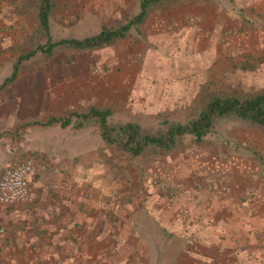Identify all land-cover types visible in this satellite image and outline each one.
Wrapping results in <instances>:
<instances>
[{
  "label": "crops",
  "instance_id": "obj_1",
  "mask_svg": "<svg viewBox=\"0 0 264 264\" xmlns=\"http://www.w3.org/2000/svg\"><path fill=\"white\" fill-rule=\"evenodd\" d=\"M208 1L206 11L200 4L194 11L204 29L190 26V37L187 27L149 16L128 41L113 45L115 63L214 58L217 48L223 58L264 55V0ZM15 6L0 0V69L10 68L0 70V173L25 158L42 167L30 177L28 203L0 205V264H264L261 168L245 175L208 169L155 175L174 185L170 192L151 184L155 176L146 184L122 176L124 168L101 149L93 162L77 157L64 134L70 124L53 115L71 109L69 84L57 91L50 73L43 89L20 82L18 67L30 58L10 53L27 24ZM178 48L188 52L177 54ZM33 135L36 142L46 135L50 149H25L23 137Z\"/></svg>",
  "mask_w": 264,
  "mask_h": 264
},
{
  "label": "rangeland",
  "instance_id": "obj_2",
  "mask_svg": "<svg viewBox=\"0 0 264 264\" xmlns=\"http://www.w3.org/2000/svg\"><path fill=\"white\" fill-rule=\"evenodd\" d=\"M11 1L16 5L15 12L27 22L23 27L25 36L22 42L10 50L12 58L16 59L35 50L38 45H44L47 39L38 27L34 0ZM54 3L49 20L51 41L94 35L103 27L126 23L139 9L138 0H54ZM197 4H200L202 13L207 10L209 1L175 0L152 9L147 17L150 16L152 22L161 16L168 24H181V28L187 27L184 29L191 37L194 32L190 29V17L199 19L203 29L206 25L202 17L194 13ZM206 17L210 24V17ZM139 26L132 27L129 34ZM125 40L128 41V37ZM115 43L90 51L57 48L51 55L36 51L19 65L20 82L24 88L43 89L48 84L45 74L50 73L57 91H62L63 84L68 83L71 109L55 111L54 116L65 118L89 105L109 106L113 110L112 122L134 121L148 130L163 127L165 121L185 123L194 115L206 93L244 95L264 92V55L258 58H223L222 49L217 48L214 58H206L204 54L203 58H139L138 62L131 63L132 59L119 67L113 58ZM177 50V54L188 52ZM4 70L10 71L9 66ZM69 126L64 134L71 153L77 157L83 154V158L88 155L87 158L93 162L101 149L108 161L124 168L122 176L127 177V172L129 180L139 178L137 181L142 184L158 174L171 178V174L184 172L190 175L201 169H208V172L216 170L219 175L229 172L245 175L261 168L264 176V129L250 123L221 119L215 123L203 144L197 145L185 137L168 154L148 153L134 158L107 146L101 140L97 127L75 128L72 123ZM50 130L48 135H57ZM28 131L25 128V132ZM44 138L47 136L36 142L35 135L25 136L23 147L50 149Z\"/></svg>",
  "mask_w": 264,
  "mask_h": 264
},
{
  "label": "trees",
  "instance_id": "obj_3",
  "mask_svg": "<svg viewBox=\"0 0 264 264\" xmlns=\"http://www.w3.org/2000/svg\"><path fill=\"white\" fill-rule=\"evenodd\" d=\"M172 1L175 0H138V12L124 24L103 27L91 36L51 41L49 20L54 10V0H34L35 18L47 41L21 58L27 59L36 51L51 55L57 48L90 51L107 47L127 37L132 27L143 24L152 9L166 6ZM195 109L194 115L185 123L165 121L163 127L154 130H148L134 121L112 122L110 119L113 110L109 106L83 107L80 111L71 112L62 123H72L75 128L97 127L102 141L107 146L132 158L148 153L168 154L177 148L185 137H189L192 143L197 145L203 144L215 123L221 119H234L264 129V92L244 95L210 92L201 97Z\"/></svg>",
  "mask_w": 264,
  "mask_h": 264
},
{
  "label": "built area",
  "instance_id": "obj_4",
  "mask_svg": "<svg viewBox=\"0 0 264 264\" xmlns=\"http://www.w3.org/2000/svg\"><path fill=\"white\" fill-rule=\"evenodd\" d=\"M189 22L195 31H201L199 19L190 17ZM41 164L32 158L7 166L0 173V205L26 204L31 200L29 180L40 168ZM151 184L160 190L174 192V185L168 181L152 179ZM0 233L3 228L0 227Z\"/></svg>",
  "mask_w": 264,
  "mask_h": 264
}]
</instances>
